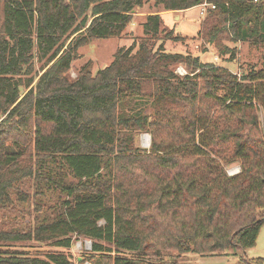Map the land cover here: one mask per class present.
Masks as SVG:
<instances>
[{"label":"trees","instance_id":"16d2710c","mask_svg":"<svg viewBox=\"0 0 264 264\" xmlns=\"http://www.w3.org/2000/svg\"><path fill=\"white\" fill-rule=\"evenodd\" d=\"M144 2L0 0V204L10 200L13 182L38 174L44 161L67 170L59 179L49 175L65 195L51 218L29 231L1 230L0 240L70 248L73 235H83L92 239L83 260L95 264H178L121 251L221 254L255 245L264 224V59L235 73L190 52L166 51L163 41L156 45L162 19L155 12L143 23L146 36L121 46L110 64L93 74L86 63L75 78L68 75L79 46L121 35ZM155 2L165 10L213 3L207 11L221 32L264 44L262 0ZM203 24L206 34L217 33L209 19ZM36 55L44 70L21 94L13 77ZM179 63L187 73L176 71ZM136 130L150 132V148L135 145ZM31 157L34 165L23 170ZM234 162L240 168L231 173ZM72 262L64 250H0V264Z\"/></svg>","mask_w":264,"mask_h":264},{"label":"rangeland","instance_id":"374dc122","mask_svg":"<svg viewBox=\"0 0 264 264\" xmlns=\"http://www.w3.org/2000/svg\"><path fill=\"white\" fill-rule=\"evenodd\" d=\"M155 12L160 13L162 19L159 34L155 39L156 45L163 41L166 51L190 52L193 55H198L203 62H213L226 66L235 73L247 70L250 64H254L256 67L262 66L264 44H258L252 39H233L231 32H221L220 29H222L223 24L218 23L213 18L211 19L208 11L201 13L199 5L187 10H165L163 5L156 4L155 0H145L142 6H136L133 9L132 21L126 26L121 35L100 38L93 37L87 44L79 46L78 56L72 61L71 67L68 70L69 77L71 79L75 78L80 67L86 63H89L92 73L95 74L98 69L105 67L113 61L116 51L121 46L128 47L133 42H140L146 36L143 23L146 21L149 13ZM176 15L179 16L176 17ZM207 19L210 20V25H214V30L216 28L215 31L217 33L213 36L210 32L208 34L205 31L203 32V23ZM210 25L205 26L210 27ZM170 30L173 31V35H179L183 38L174 39L171 36H167L166 33ZM212 30L213 28H211ZM76 35H79V31L70 33L66 38L65 46ZM45 64L46 61L36 55L27 66H24L26 69L21 74L13 77L21 82V94L26 93L32 86H35L40 74L44 70ZM176 71L180 74H185L188 72V69L184 64L179 63L176 66ZM141 107L148 114H151L153 111L149 104L145 106L141 104ZM3 117L5 115L0 118V122H2ZM259 118L261 124H263L264 116L262 110L259 111ZM28 132L34 137L32 131L29 130ZM146 134L149 135L150 139L148 145H144L143 143V138ZM134 141L135 145L148 149L151 145V134L150 132L136 130ZM35 161V157L25 158L20 165L23 170L28 169L34 165ZM43 163H45V168L40 167L38 174H27L13 182V186L10 188V200L0 204V231L11 229L20 231L33 230L42 221L51 218L54 207L60 202V197H65L64 194L60 195V192L49 184V175H53L54 179H59L66 174V167L61 169L58 166L51 165L47 161ZM239 168L238 162H234L228 166L230 172L238 171ZM71 178V175L68 174L66 180L68 181ZM89 244L92 246L91 238L75 234L73 235V243L70 248L58 247L50 242L28 239L19 241L0 240V250L18 249L28 253H42V255L46 251L64 250L72 255V264H85L87 262L95 264L83 259L81 262L79 261V257L85 256L91 249ZM121 252L136 257L163 256L167 259L177 260L178 264H255L251 263L249 259L256 258H260L264 264V224L260 228L255 245L247 249L231 247L221 254H201L190 251L181 253L180 255H178L179 251L175 249H163L158 253Z\"/></svg>","mask_w":264,"mask_h":264},{"label":"built area","instance_id":"2783aa9c","mask_svg":"<svg viewBox=\"0 0 264 264\" xmlns=\"http://www.w3.org/2000/svg\"><path fill=\"white\" fill-rule=\"evenodd\" d=\"M199 6H200V12L201 13H204V12H206L207 11V8H209V7H215V5L213 4V3H209V2H203V3H201V4H199ZM180 70V69H179ZM182 72V71H181ZM239 170V169H238ZM237 171V170H236ZM236 171H233V172H236ZM233 172H231V173H233ZM88 242V241H87ZM90 243V242H89ZM89 247H91L90 246V244H89ZM77 264H79V263H77ZM81 264H84V263H81ZM85 264H89L88 262L87 263H85Z\"/></svg>","mask_w":264,"mask_h":264},{"label":"bare ground","instance_id":"6f19581e","mask_svg":"<svg viewBox=\"0 0 264 264\" xmlns=\"http://www.w3.org/2000/svg\"><path fill=\"white\" fill-rule=\"evenodd\" d=\"M149 135L148 134H146V135H144V138H143V143H144V145H148L149 144Z\"/></svg>","mask_w":264,"mask_h":264},{"label":"water","instance_id":"95a60500","mask_svg":"<svg viewBox=\"0 0 264 264\" xmlns=\"http://www.w3.org/2000/svg\"><path fill=\"white\" fill-rule=\"evenodd\" d=\"M179 15H176V17H178ZM83 259V257H79V261L81 262Z\"/></svg>","mask_w":264,"mask_h":264},{"label":"crops","instance_id":"0c3cea01","mask_svg":"<svg viewBox=\"0 0 264 264\" xmlns=\"http://www.w3.org/2000/svg\"><path fill=\"white\" fill-rule=\"evenodd\" d=\"M194 7V6H193ZM192 8V7H191ZM189 9V8H188ZM185 10H187V9H185Z\"/></svg>","mask_w":264,"mask_h":264}]
</instances>
